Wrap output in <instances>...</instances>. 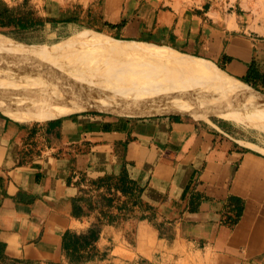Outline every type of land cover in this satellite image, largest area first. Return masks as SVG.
<instances>
[{
  "label": "crops",
  "instance_id": "obj_1",
  "mask_svg": "<svg viewBox=\"0 0 264 264\" xmlns=\"http://www.w3.org/2000/svg\"><path fill=\"white\" fill-rule=\"evenodd\" d=\"M27 2L60 27H89L210 57L237 78L252 60L264 67V32L222 9H174L166 0ZM122 171L138 186L139 205L104 219V208L115 204L102 200L106 189L91 182ZM81 195L90 203L75 213ZM230 197L241 203L234 222L226 221ZM92 228L93 252L79 247L74 252L83 260L75 261L66 236ZM0 242L6 256L27 264H115L134 257L158 264H264V151L191 112L91 110L24 122L0 110Z\"/></svg>",
  "mask_w": 264,
  "mask_h": 264
},
{
  "label": "rangeland",
  "instance_id": "obj_2",
  "mask_svg": "<svg viewBox=\"0 0 264 264\" xmlns=\"http://www.w3.org/2000/svg\"><path fill=\"white\" fill-rule=\"evenodd\" d=\"M4 1H6L12 8L17 10L23 7H28L27 0ZM166 4V6L172 7L174 9H183L186 7L195 9V6H200L203 10L207 9L208 7L222 9L224 12L235 15L236 18L240 20V22H242V20H247L248 22L253 23L256 22L258 27H255V32H259L260 34L264 32V0H166ZM93 36L107 37V35L94 28L88 27L84 30L83 28L71 30L66 27H60L56 24L51 25L50 23L46 24V26L41 29L22 31L16 34H7L0 32V37L5 38V40H0V62H8L13 64L14 66H20L22 70L24 69L25 71H29V73H27V71H24L26 74H36L41 82H49V87L43 90L45 94H48L52 90L55 93H58L60 97L66 96L68 92H72L67 89L70 86L68 81L71 82V85L73 84V86L76 87H84L89 88L90 90H97L101 87L109 86L108 82L110 85L113 84L114 80H116L119 75L125 73L127 74L124 79L129 77H138L140 75L143 76L148 73H159L158 80L157 78L156 80L152 79L153 76L150 78L152 79L150 81L152 85H156L157 82L161 83V81L164 83L166 82V86L171 85V87L173 88L177 87V91H180L179 89H182L180 92L185 91V96L191 101H202L207 105H222L225 108L234 107V111L238 113L243 109L246 117L244 118L243 115L238 116L239 114L235 113L234 115H237L236 117L240 118L237 120L238 122H236L234 120L221 116L207 106H198V108H201L202 113L209 117L210 121L216 124H222V126L233 137H235L236 139H251L253 142L262 146V150L264 151V112H260L259 114L256 110H248L247 108H245V105L242 104L246 100L245 96L259 98L260 96L258 94L264 95V92H261L250 86H245L243 83H240L236 80H232L231 83L237 86L240 90L229 89L228 87H225L223 85L220 86V84L211 79L212 77L209 76V74H199L192 72L188 73L185 70L183 71L182 69H177V66L173 65L166 59L161 60L140 58L137 56L128 57L124 55H112L111 52L106 51L102 48L94 47L86 41L88 38H91ZM107 38L112 37L108 36ZM7 39L11 41H8ZM129 41L131 43L137 42L160 45L140 40ZM160 46H165L170 48L174 52H179L174 48L166 45ZM198 58L212 62L218 68L226 72L224 68H221L219 66L222 65V62H220L219 60L217 61L210 57ZM84 72L88 76L90 74L89 78H83L86 77ZM184 72L187 73L185 74ZM82 73L84 74L82 75ZM102 74L105 76H103ZM91 75L93 76L91 77ZM114 76H116V78ZM166 77H168V79ZM83 79H85V81ZM109 79L113 82L109 81ZM261 99L264 100V97H262ZM263 100H261V107L254 106L253 103H249L246 105L255 108L257 107L259 111H264ZM95 111L114 114L103 110ZM255 112H257L258 115ZM253 119L256 121L254 124L250 123V120ZM29 122H33V120ZM102 200L106 201L105 199ZM111 201L112 202L110 203L115 204L117 208H115L113 205L110 209L104 208L105 212H111L113 214H117V216H124L129 214V210L126 209V207H122L120 209V205H130V199L124 197L122 199L118 198L116 201ZM106 202L108 203V201ZM113 207L116 209L115 212V209ZM8 261L13 264H27L19 260ZM115 264L158 263L155 261H147L145 263H141L140 258L134 257L131 260L128 259L122 262H117Z\"/></svg>",
  "mask_w": 264,
  "mask_h": 264
},
{
  "label": "bare ground",
  "instance_id": "obj_3",
  "mask_svg": "<svg viewBox=\"0 0 264 264\" xmlns=\"http://www.w3.org/2000/svg\"><path fill=\"white\" fill-rule=\"evenodd\" d=\"M107 37L93 36L88 38L86 41L94 47L102 48L116 56L124 55L128 57L137 56L149 59H166L173 65L177 66V69H182L183 71L185 70L188 73L209 74L213 81L220 84V86L223 85L229 89L240 90L237 86L231 83L232 80H236L243 83L245 86H248L238 78L229 76L226 72L218 68L210 61H205L198 57L186 55L180 52H174L165 46L137 42L131 43L129 40ZM1 39L5 40L4 37H0V40ZM7 40L11 41L9 39ZM24 71L25 70H22L20 66H14L8 62H0V110L10 117L24 122L64 116L85 110H103L118 115L128 116L191 112L203 117L205 115L202 113L201 108H198L200 105L207 106L221 116L236 122H238L237 120L240 118L236 117L237 115L235 116V113L239 114L238 116L243 115L244 118L246 117L243 109L238 113L234 111V107L225 108L222 105H207L202 101H191L185 96V91L180 92L182 89L177 91V87L173 88L171 85L166 86V82L164 83L161 81V83L157 82L156 85H152L150 81L152 79L156 80V78L158 80L159 73H148L143 76L140 75L138 77H129L124 79L127 74L125 73L119 75L118 78L114 76L116 80L112 78V75L111 78L114 80V83L110 85L107 81L109 86L101 87L97 90L76 87L73 86V84L71 85V82L68 81L70 86L67 89L72 92H68V94L66 93V96L60 97L58 93H55L52 90L48 94H45L43 90L49 87V82L46 83L42 81L44 82L42 83L36 74H26L25 72L27 70L25 72ZM27 73H29V71H27ZM84 73H82V75ZM85 76L86 77L83 78H89L90 74L88 76L85 73ZM92 76L93 75H91V77ZM152 76L153 78L150 79ZM166 78L168 79V77ZM85 79L83 80L85 81ZM109 81L113 82L110 79ZM258 95L260 97H264L262 94ZM260 97L252 98V96H245V103L243 102L242 104H244L245 108L248 110H256L260 114V112L262 113L264 111H259L257 107L255 108L246 105L253 103L254 106L261 107V100L263 99ZM255 113L258 115L257 112ZM255 122L256 121L254 119L250 120V123L252 124Z\"/></svg>",
  "mask_w": 264,
  "mask_h": 264
},
{
  "label": "trees",
  "instance_id": "obj_4",
  "mask_svg": "<svg viewBox=\"0 0 264 264\" xmlns=\"http://www.w3.org/2000/svg\"><path fill=\"white\" fill-rule=\"evenodd\" d=\"M56 19L50 17H43L38 15L33 9L29 6L26 8H20L19 10L12 8L6 1L0 0V32L7 34H16L22 31L27 30H37L43 28L47 23L54 25ZM123 23V20L115 25L118 26ZM223 61H228L231 59L230 56L223 55ZM223 68V65H219ZM241 81L246 83L248 86L253 87L261 92H264V67H260L252 60L244 73V75L238 77ZM93 188L101 189L105 188L106 192L100 195V198L105 199L109 203L111 200L116 199L117 193H120L125 196V198L130 199V205L122 204V207H126L128 210H132V207L137 205V192L139 191L138 186L134 181L128 179L124 172L122 171L117 176H103L91 182ZM118 199V197H117ZM230 202L232 204L231 213L226 215V221L234 222L240 213L241 203L238 199L230 197ZM89 199L83 195L79 196L74 202V212L78 213L83 208L89 206ZM139 205V204H138ZM115 208H117L115 206ZM103 218L112 220L117 217V214L111 212H102ZM97 237V230L92 228L87 234H70L66 236L64 240V247H69L71 252V257L75 261H82V256L76 254L74 251L79 247H90L91 251L94 250V241ZM69 239V240H68ZM93 252V251H92ZM91 254V253H90ZM0 264H13L8 260H17L6 256L3 253V245L0 242ZM7 261V262H6ZM148 260L141 259V263H145Z\"/></svg>",
  "mask_w": 264,
  "mask_h": 264
}]
</instances>
